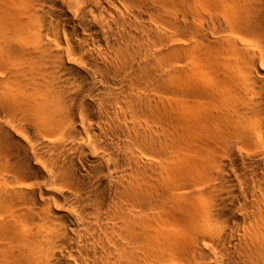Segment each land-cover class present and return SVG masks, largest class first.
<instances>
[{
  "label": "bare ground",
  "instance_id": "1",
  "mask_svg": "<svg viewBox=\"0 0 264 264\" xmlns=\"http://www.w3.org/2000/svg\"><path fill=\"white\" fill-rule=\"evenodd\" d=\"M0 264H264V0H0Z\"/></svg>",
  "mask_w": 264,
  "mask_h": 264
}]
</instances>
